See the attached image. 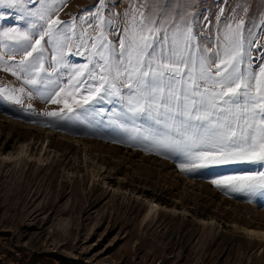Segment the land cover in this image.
Listing matches in <instances>:
<instances>
[{"label": "rangeland", "instance_id": "obj_1", "mask_svg": "<svg viewBox=\"0 0 264 264\" xmlns=\"http://www.w3.org/2000/svg\"><path fill=\"white\" fill-rule=\"evenodd\" d=\"M144 2L104 0L102 14L113 21L107 36L117 47L123 39L124 13L130 4ZM157 3L173 16L189 13L198 42L207 48L216 47L225 22L243 18L246 41H256L245 45L253 69L264 63V0ZM55 7L53 18L74 21L79 33L86 26L79 18L100 5L98 0H63ZM5 17L0 27L26 28L28 21L14 10H6ZM30 31L35 38L38 29ZM74 41L75 36L65 49L66 62L87 63L90 53ZM13 43L0 37V96L20 100H0V264H264V243L243 232L264 227V196L212 183L264 169L238 163L188 173L178 167L176 157L118 134L107 118L104 126L55 124L39 114L59 111L63 104L49 103L13 75L21 53L4 47ZM42 44L43 63L52 73L59 68L51 59L56 53L46 38ZM67 76L63 72L57 90L63 87L80 98ZM49 78L57 79L55 74Z\"/></svg>", "mask_w": 264, "mask_h": 264}, {"label": "snow or ice", "instance_id": "obj_2", "mask_svg": "<svg viewBox=\"0 0 264 264\" xmlns=\"http://www.w3.org/2000/svg\"><path fill=\"white\" fill-rule=\"evenodd\" d=\"M57 2L63 0H0V20H5L6 10H14L28 21L23 30L0 27V37L14 41L4 47L21 53L13 75L22 77L49 103L63 104L59 111L40 116L69 127L104 126L107 118L118 134L176 157L181 161L178 167L188 173L238 163L264 169V63L253 69L245 45L256 41H246L243 18L225 22L216 47L207 48L198 42L189 13L173 16L161 10L157 0H145L130 4L124 13L123 39L117 47L107 36L113 21L102 14L104 0H98L95 13L79 18L86 25L79 33L74 21L53 18ZM34 29H38L35 38L30 31ZM93 30H97L94 36ZM73 36L78 41L75 47L90 53L85 64L66 62L64 52ZM45 38L56 53L52 62L59 66L52 73L43 63ZM63 72H68L67 83L80 98L66 94L63 87L57 90ZM53 74L56 80L49 78ZM27 95L31 98L33 92ZM0 100L20 103L11 95ZM212 183L264 196V170L223 176Z\"/></svg>", "mask_w": 264, "mask_h": 264}, {"label": "bare ground", "instance_id": "obj_3", "mask_svg": "<svg viewBox=\"0 0 264 264\" xmlns=\"http://www.w3.org/2000/svg\"><path fill=\"white\" fill-rule=\"evenodd\" d=\"M151 206L152 208L155 207L154 204ZM243 232L249 239L257 240L259 242L262 241L264 243V227H246Z\"/></svg>", "mask_w": 264, "mask_h": 264}]
</instances>
